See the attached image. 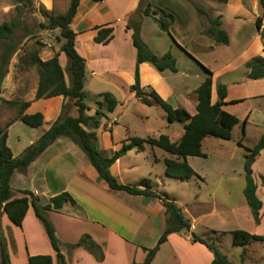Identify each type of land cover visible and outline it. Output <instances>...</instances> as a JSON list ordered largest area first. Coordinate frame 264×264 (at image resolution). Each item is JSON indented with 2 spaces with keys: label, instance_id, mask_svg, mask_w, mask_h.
I'll return each instance as SVG.
<instances>
[{
  "label": "crops",
  "instance_id": "obj_1",
  "mask_svg": "<svg viewBox=\"0 0 264 264\" xmlns=\"http://www.w3.org/2000/svg\"><path fill=\"white\" fill-rule=\"evenodd\" d=\"M195 1L204 3V0ZM210 1L217 2L212 7L206 4L209 9L211 8V17L220 16L222 26L226 19L233 22V30L225 29L229 39L227 44L216 43L215 39L206 33L207 17L200 15L189 0H80L70 23L75 32V48L85 61V89L91 95L108 91L118 100L117 106L111 112V118L106 114L101 118L97 128L84 127L95 133L98 148L103 155H112L124 142H128L129 137H132L126 127L122 135L114 137V123L120 116L128 114L131 103L141 107L153 106L143 104L132 90L136 48L131 39L132 30L128 29L126 24L134 13L141 14L140 36L151 52L161 56L169 51L175 58L177 67L176 71L159 70L149 61L139 63L140 86L155 90L172 107L184 108L193 115L197 112L198 103L195 90L206 78L207 68L212 73L211 102L214 103L218 99L217 85L224 84L226 94L222 108L239 120L232 127L229 139L205 136L201 140V151L204 156L186 157L199 178L192 176L179 180L167 176L164 160L177 156L160 147L150 146L149 150L153 157L150 160L144 159L140 165L143 169L139 170L145 172L141 180L147 179L151 190L174 199L194 226L188 231L170 233L160 244L150 264H210L213 253L205 244L193 241L192 234L204 238L202 234L213 230L214 235L229 233L232 236L231 231L239 228L225 226L230 215L229 212H225L226 208L222 212L217 210L216 198L210 199L209 207L206 209L202 206L206 201L200 200L198 193L192 191L186 201L179 203L178 198L165 188V184L173 180L183 184L190 183L191 179H199L206 184L211 182L216 187H221L226 181L234 179V176L245 179V155L249 154V149L264 134V77H249V68L245 66L253 57L264 58V37L255 27L257 17L261 16V27L264 28V10L259 0ZM37 2L46 12H51L56 4V0ZM147 3L152 8L158 7L173 15L174 20L168 31L160 29L150 16L141 13V8ZM9 6L13 7V4L8 0H0V25L7 19ZM97 27H112V38L107 43L94 40ZM50 31L55 33L58 29ZM45 34L51 35L48 32ZM58 50L59 47L53 46L48 48L46 53L44 51L39 53V57L46 60ZM191 55L199 61H195ZM58 61L65 69L67 57L64 52H58ZM64 75L68 83L69 75L66 71ZM37 81L33 84L32 97L24 100L30 101L24 113L40 112L43 115V123L38 127L28 125L32 128V135L24 141L20 139L14 141L15 151L9 143L10 130L20 120H13L8 125L7 145L13 156L19 155L48 129L58 118L63 104H67L69 115H77L76 106L62 95L34 99ZM95 109V103L93 106L87 105L85 112L93 115ZM144 118L149 120V115L144 114ZM184 124L181 122L169 124L173 135L170 133L166 135L171 141L180 139L184 132ZM152 134H156L153 136L157 137L162 133L153 131ZM147 150L146 144L142 150L131 148L109 166L110 173L119 183L134 185L127 176L129 171L138 167L137 164L126 161V157L133 151L145 154ZM249 157L256 195L258 196L259 190L262 192V198L258 196L262 201V207L256 216L252 215L254 223L252 233L262 234L264 149ZM121 163H124L123 168ZM121 176L126 179H122ZM150 177H153L154 183H151ZM10 185L16 196L22 195L20 190H29L42 205L49 203L51 197L62 192L69 193L74 199V203H64L60 208L47 211L66 264L142 262L147 253L145 248H152L156 244L166 226L165 207L159 197L110 189L83 150L67 137L57 138L27 166L25 171L16 169ZM227 210L230 211V208ZM197 224L202 227L199 231ZM0 233L10 264H29L28 257L39 254H48L52 257V264H59L56 252L31 203L20 225L14 224L3 212L0 217ZM84 234L89 235L100 247L102 253L100 259L84 246L71 247Z\"/></svg>",
  "mask_w": 264,
  "mask_h": 264
},
{
  "label": "trees",
  "instance_id": "obj_2",
  "mask_svg": "<svg viewBox=\"0 0 264 264\" xmlns=\"http://www.w3.org/2000/svg\"><path fill=\"white\" fill-rule=\"evenodd\" d=\"M16 6H24L33 9V0H13ZM99 1V0H93ZM196 11L206 16L208 20L205 31L211 35L216 43L227 44L228 34L221 28L220 16L211 17L199 2L189 0ZM226 2V0H218ZM80 0H70L69 6L63 13H50L46 22H39L42 29H58L59 36L64 41L60 45L58 52L62 51L67 57V65L62 68L58 61V52H55L50 58L42 60L39 57L38 50L31 52L28 56L30 64L36 65L38 81L34 95V99L50 97L54 95H62L69 98L72 104L76 106L77 115L71 116L67 112V104H63L61 113L58 118L46 129L34 142L24 148L17 156H13L10 147L7 145L6 128L13 120H20L23 123L38 127L43 123V115L40 112L24 113L30 101L20 102L19 114L13 120L7 122L4 130L0 129V217L2 213H6L8 218L16 225H20L29 204L33 206L36 216L41 220L45 232L50 240L53 249L56 252L59 264H66L63 255L59 250V239L56 236L55 228L49 220L47 211L54 208H60L64 203H74V199L67 192H62L50 198V202L42 205L38 199L32 195L29 190H20L21 196H16L10 181L13 172L17 170L25 171L27 166L59 137H67L77 144L86 154L90 163L95 167L99 176L107 183L112 190H124L130 194L152 195L159 197L165 207L166 226L156 244L152 248H145L146 256L142 262H132L131 264H150L155 253L159 249L167 236L173 232L188 231L191 223L190 219L183 213L181 207L168 195L158 193L150 188L147 179H143V183L139 185L121 184L110 173L109 166L115 162L117 158L125 154L128 150L136 147L142 150L144 144L157 146L166 152L177 156L176 158H166L165 174L169 177L185 180L192 176L199 177L198 173L188 164L186 157L188 155L204 156L201 151V140L205 136H213L221 139H229L231 137L232 127L238 123V118L233 114L225 111L222 106L225 104L224 97L226 88L224 84L217 85L216 102L212 103L211 95V71L207 68V76L204 81L196 88L198 103L197 112L191 115L187 110L180 107H172L167 101L159 96L153 89H144L140 86L138 65L141 62L149 61L157 69H170L176 71V60L173 55L167 51L161 56L154 55L148 48L147 44L140 36L141 14H132L127 21L126 27L132 30L131 39L136 48V67L134 73V84L132 90L137 98L143 104L159 105L165 112L168 123L181 122L184 124V132L178 141H171L166 134H160L157 137L148 136L141 138L132 136L128 138V142H124L121 147L110 156L103 155L97 145L96 135L93 131L86 128H97L101 118L107 112H112L118 104V100L111 92H102L90 95L85 89V61L75 48V32L70 27V23L76 13ZM261 8L264 10V0H259ZM46 14L45 10H40ZM143 15L150 16L164 31L169 30V26L174 20L171 13L154 7L147 3L141 8ZM261 16L255 21V27L262 37H264V28L261 27ZM17 23L14 19L4 21L0 25V89L2 81L8 72V64L12 54L17 50L15 42V29ZM97 34L94 37L96 42L107 43L112 38V27H97ZM249 68L248 76L251 78L264 77V58L253 57L245 63ZM65 71L69 75V82L65 80ZM91 97L96 105L93 115L86 114V99ZM2 97L0 96V101ZM261 149H264V134L259 138L258 142L249 149V154L245 155L244 172L245 187L243 194L253 212V215L259 212L262 207V201L256 195V185L252 177L251 158L249 155H256ZM214 234V231H209ZM232 242L237 245L245 246L252 241H264V233L255 234L243 229H235L231 231ZM193 241H199L205 244L213 253V259L210 264H235L228 259L227 255L222 253L213 241H208L196 234H192ZM210 237V236H209ZM212 238V237H211ZM84 246L91 251L98 259L102 257L100 247L90 238L89 235H82L77 243L71 247ZM246 248L241 252V260L244 259ZM29 264H52V257L48 254L32 255L28 257ZM0 264H10L9 255L6 251L3 237L0 233Z\"/></svg>",
  "mask_w": 264,
  "mask_h": 264
},
{
  "label": "rangeland",
  "instance_id": "obj_3",
  "mask_svg": "<svg viewBox=\"0 0 264 264\" xmlns=\"http://www.w3.org/2000/svg\"><path fill=\"white\" fill-rule=\"evenodd\" d=\"M8 1L13 4V7L9 6L8 16L5 21L14 19L17 23V27L15 29V42L17 44V50L10 58L8 72L2 81L0 89V96L2 97V100L0 101L1 130H4L7 122L13 120L19 114L20 102L32 97L33 84L36 83L38 75L36 65L30 64L28 61L29 54L38 49V54L43 51L46 53L48 48H53V46L55 48L60 47L64 41V39L59 36V30L53 33L49 29H42L39 26V22H46L50 13L58 14L65 12L69 6L70 0H56L54 9L51 12H46V14L41 13L40 10L43 11L44 9L37 2V0H33V9L24 6L17 7L13 0ZM207 3L212 7V5L217 2H212L210 0H204V3L200 2V5H202V7L207 10L210 15L211 8L209 9L206 6ZM221 28L224 30L229 29V31H231L233 30V22L226 19L224 25H221ZM45 32H48L51 35L47 36ZM192 57L195 61H199V59L194 56ZM85 102L88 106L94 105V101L91 97L87 98ZM152 105L153 106L151 107H141L135 103H131L128 114L120 116L118 121L114 123V137L116 138L119 135H122L125 127L128 129L130 136H137L141 138L156 135L152 134L153 131H159L162 134L170 133L173 135L172 130L168 127L170 123H168L165 118L164 110L157 105ZM106 114L111 118V112H107ZM144 114L149 115V120H145ZM31 135L32 128L28 125L21 121L14 124L10 130L9 139V143L13 150H16V146L13 143L14 141L17 139L24 141L27 138H30ZM150 146L151 145L146 144L148 150L145 154L135 153V151H133L126 157V161L129 160L130 162L137 164L138 167L135 168V170L129 171L130 173L127 176V178L130 179L129 181H132L134 185L143 183V180L141 179L143 177V173L145 172L139 169H143L140 165L143 164L144 159L150 160L153 157L152 152L149 150ZM123 165L124 163H121V168H123ZM233 175L237 174L233 173ZM121 177L122 179H126L124 176ZM233 178L234 179L231 181H226L225 184L221 185V187H216V185L211 182L206 184L201 182L199 179H191L189 181L190 183L183 184L175 180L169 181L165 184V188L170 190L171 195L173 194L174 197L178 198L179 203L186 201L191 193H193L192 191H196L199 199L206 201V204L202 205L205 206L206 209L209 207L208 203L210 202V199L212 197L216 198L217 210L222 212L224 208H226L225 212H229L230 218H228L229 215L227 218L230 222H228V219L226 220V227L239 228L252 233V230L254 229L252 219L253 212L245 198V195L243 194L245 179L236 176ZM150 179L151 183H154L153 177H150ZM262 190L264 191V188ZM261 193V190H259V198H262ZM228 208H230V211L227 210ZM201 228V225L197 224L198 231L201 230ZM202 235L208 241L215 242L220 251L227 255L228 259L235 264H264V241H252L249 244L242 246L234 244L232 242V236L229 233H222L220 235L212 234L211 236L209 232H206ZM244 247L246 248V253L244 255V259L241 260V252Z\"/></svg>",
  "mask_w": 264,
  "mask_h": 264
},
{
  "label": "built area",
  "instance_id": "obj_4",
  "mask_svg": "<svg viewBox=\"0 0 264 264\" xmlns=\"http://www.w3.org/2000/svg\"><path fill=\"white\" fill-rule=\"evenodd\" d=\"M193 227H194L193 225L190 226L191 229H193Z\"/></svg>",
  "mask_w": 264,
  "mask_h": 264
}]
</instances>
